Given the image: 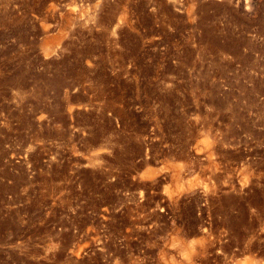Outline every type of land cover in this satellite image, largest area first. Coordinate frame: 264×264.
Returning a JSON list of instances; mask_svg holds the SVG:
<instances>
[{"label":"rangeland","instance_id":"obj_1","mask_svg":"<svg viewBox=\"0 0 264 264\" xmlns=\"http://www.w3.org/2000/svg\"><path fill=\"white\" fill-rule=\"evenodd\" d=\"M0 264H264V0H0Z\"/></svg>","mask_w":264,"mask_h":264}]
</instances>
